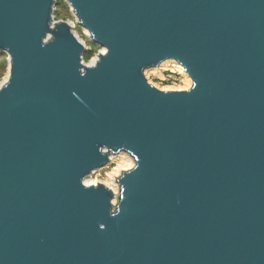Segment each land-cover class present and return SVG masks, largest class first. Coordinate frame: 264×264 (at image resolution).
Wrapping results in <instances>:
<instances>
[{"label": "water", "instance_id": "1", "mask_svg": "<svg viewBox=\"0 0 264 264\" xmlns=\"http://www.w3.org/2000/svg\"><path fill=\"white\" fill-rule=\"evenodd\" d=\"M66 3L96 68L54 0H0V264H264V0ZM122 152L114 206L83 179Z\"/></svg>", "mask_w": 264, "mask_h": 264}, {"label": "bare ground", "instance_id": "2", "mask_svg": "<svg viewBox=\"0 0 264 264\" xmlns=\"http://www.w3.org/2000/svg\"><path fill=\"white\" fill-rule=\"evenodd\" d=\"M75 16H76V20H78L76 22L78 24H80V26H82L81 20L77 17L76 14H75ZM73 27H74V23H70V29H73ZM83 29H84V32H85L86 36L88 38L94 40L92 33L88 29H86L85 27H83ZM51 38H52V36L48 37V40H50ZM80 43H81V46L84 48L83 43L82 42H80ZM1 52H4V51H0V53ZM107 53H108V50L105 47H102V51L100 53V56H105V55H107ZM100 56L95 57L91 62H89V64H87L84 67H86L88 69L96 68L98 63H99V61H100ZM11 62H12V59H10V63ZM167 65L174 66L177 69V71L180 74L184 75L188 80H187L186 86L183 87V88H180V89L178 88V90L177 89L172 90L170 88H162L161 90L162 91H170V92H187V91H189L192 88V84H193L192 78L186 72L185 68L180 63H178L176 60H174V59H167L162 64H160L159 66L153 67V68H150V69L146 70L145 76L147 77L148 75H151V74L160 76V75H162L161 74L162 70H164ZM11 75H12L11 68L9 67L6 77L0 83V91H2L3 88L6 86V84L10 81ZM117 158H120L121 162L118 163L117 167L110 174L109 177L111 179V182L108 183V184H104V185H106V188H108L114 195V198H113V201H112V204L114 206L118 205V198L120 196L119 179L121 178L123 173L133 170L135 168V166H136L135 160L129 154H127L125 152H122V153H119L117 155H112L111 154L109 156V161H108L107 165L104 166L103 168L107 167L110 163H112ZM103 168H101V169H103ZM101 169L93 170L90 174H88L83 179V183H84V185L87 188L95 187L98 184H100L98 182L90 180V177L93 174H95L96 171L101 170Z\"/></svg>", "mask_w": 264, "mask_h": 264}, {"label": "rangeland", "instance_id": "3", "mask_svg": "<svg viewBox=\"0 0 264 264\" xmlns=\"http://www.w3.org/2000/svg\"><path fill=\"white\" fill-rule=\"evenodd\" d=\"M59 14H60V16H59ZM54 16H55L56 21H59V20L66 21V19H64L66 16V12L63 9V7L58 8L57 13H55ZM80 29L83 30L82 27H80V26L77 27L78 32L80 31ZM96 52H97V47L95 45V46H93V51L88 53L86 58L89 59ZM1 54H3V53L1 52L0 55ZM8 69H9V67H7V70L4 73L3 77H1L0 83L6 77V75L8 73ZM164 70L166 72V80H164V77L162 75L159 76V75H152L151 74V75H148L146 77L145 76L146 71L144 72V76L148 80L149 84L153 85L154 87L156 86L155 88H157L159 90H161L162 88H170L172 90H174V89L178 90V88L180 89V88H183L186 86L188 79L184 75L180 74L174 66L167 65ZM164 70H162V71H164ZM167 75H169V76H167ZM175 80H177L176 85H174V82H173ZM120 160H121L120 158H117L112 163H110L107 167L96 171L95 174H93L90 177V180L98 182L101 185L106 187V185H104V184H108L111 182V179L109 176L113 172V170L117 167L118 163L121 162ZM100 184H98V185H100Z\"/></svg>", "mask_w": 264, "mask_h": 264}, {"label": "built area", "instance_id": "4", "mask_svg": "<svg viewBox=\"0 0 264 264\" xmlns=\"http://www.w3.org/2000/svg\"><path fill=\"white\" fill-rule=\"evenodd\" d=\"M54 1H55V5L53 7V16H52L53 17V23L54 24H57L59 22H65L69 26H70V23H74V27H73V29H71V32H72V34L74 35V37L76 38V40L79 43L80 42L83 43L84 48H83V53H82V56H81V65L84 67L87 64H89V62H91L95 57L100 56V53L102 51V47H99L98 45H96L94 43V41L92 39L88 38L86 36L85 32H84V29L82 31L80 29L79 32L77 31V27H79L80 24H78L76 22L78 20H76V16H75L74 10L70 6H69V10H70V16L71 17L69 19H66V21H64V20L56 21L54 14L57 13V10H58L59 7L57 6V0H54ZM65 2H66V0H65ZM95 45L97 47V52L92 57H90L89 59H87L86 58L87 54L93 51V46H95ZM2 53L6 54V52H2ZM10 59L11 58L6 54V61H7L8 66L10 64ZM161 74L164 77V80H166V72H165V70L162 71ZM167 76H169V75H167ZM173 82H174V85H176L177 80H175Z\"/></svg>", "mask_w": 264, "mask_h": 264}, {"label": "trees", "instance_id": "5", "mask_svg": "<svg viewBox=\"0 0 264 264\" xmlns=\"http://www.w3.org/2000/svg\"><path fill=\"white\" fill-rule=\"evenodd\" d=\"M57 6L59 8L63 7V9L65 10L66 16L64 19H69L71 17L69 5L65 2V0H57ZM59 16H60V14H59ZM7 67H8V64L6 61V54L3 53L0 55V79H1V77H3L4 73L6 72Z\"/></svg>", "mask_w": 264, "mask_h": 264}]
</instances>
